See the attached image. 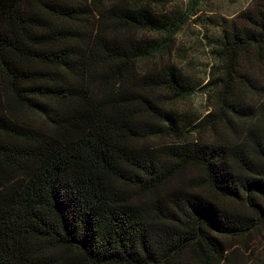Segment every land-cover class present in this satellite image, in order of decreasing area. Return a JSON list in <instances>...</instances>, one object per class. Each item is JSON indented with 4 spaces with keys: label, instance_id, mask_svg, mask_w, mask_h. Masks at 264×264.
<instances>
[{
    "label": "trees",
    "instance_id": "16d2710c",
    "mask_svg": "<svg viewBox=\"0 0 264 264\" xmlns=\"http://www.w3.org/2000/svg\"><path fill=\"white\" fill-rule=\"evenodd\" d=\"M201 1L0 0V264H264L226 241L264 224V0L188 132L166 99L198 87L164 58Z\"/></svg>",
    "mask_w": 264,
    "mask_h": 264
},
{
    "label": "rangeland",
    "instance_id": "374dc122",
    "mask_svg": "<svg viewBox=\"0 0 264 264\" xmlns=\"http://www.w3.org/2000/svg\"><path fill=\"white\" fill-rule=\"evenodd\" d=\"M144 3L151 4L156 11L169 15L186 10L189 0H142ZM164 4H160L161 2ZM257 0H202L196 15L191 16L186 25L177 34L171 53L164 58L165 62H170L187 77L191 83L198 87L196 93L186 100H169L170 108L176 111L186 125V131L195 121L202 120L209 113L218 107L215 93H204L201 88L207 86L211 81V72L218 66L215 58L216 40L220 39L223 31L232 27L238 15L250 9H254ZM257 73L259 70L257 69ZM245 99L250 100V95ZM254 101V100H253ZM201 139L211 141L214 136L210 133H191L189 140ZM158 141H155L157 144ZM170 142V141H167ZM163 143V142H161ZM199 172H192L189 177H198ZM229 204V202H225ZM236 206V205H231ZM228 244L233 245L240 251H245L248 245L250 251L246 254L249 257L251 251L254 255L264 256L260 246L264 243V224L255 232H252L244 239H227ZM264 247V245H262ZM250 256H252L250 254ZM247 258V257H245ZM246 261L248 259H245Z\"/></svg>",
    "mask_w": 264,
    "mask_h": 264
}]
</instances>
